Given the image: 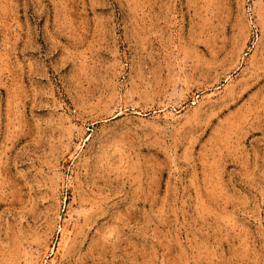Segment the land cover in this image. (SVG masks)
Instances as JSON below:
<instances>
[{
  "label": "rangeland",
  "instance_id": "rangeland-1",
  "mask_svg": "<svg viewBox=\"0 0 264 264\" xmlns=\"http://www.w3.org/2000/svg\"><path fill=\"white\" fill-rule=\"evenodd\" d=\"M0 264H264V0H0Z\"/></svg>",
  "mask_w": 264,
  "mask_h": 264
}]
</instances>
